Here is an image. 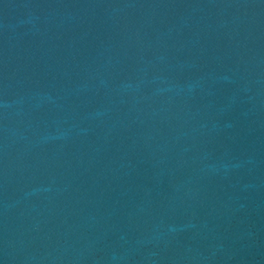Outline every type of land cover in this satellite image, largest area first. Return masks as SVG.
I'll return each mask as SVG.
<instances>
[{
    "label": "water",
    "instance_id": "obj_1",
    "mask_svg": "<svg viewBox=\"0 0 264 264\" xmlns=\"http://www.w3.org/2000/svg\"><path fill=\"white\" fill-rule=\"evenodd\" d=\"M0 264H264V0H0Z\"/></svg>",
    "mask_w": 264,
    "mask_h": 264
}]
</instances>
